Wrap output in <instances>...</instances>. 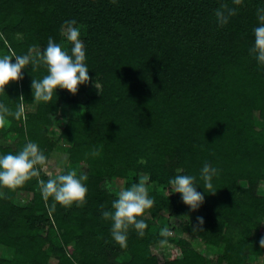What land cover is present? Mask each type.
<instances>
[{
    "label": "trees",
    "instance_id": "16d2710c",
    "mask_svg": "<svg viewBox=\"0 0 264 264\" xmlns=\"http://www.w3.org/2000/svg\"><path fill=\"white\" fill-rule=\"evenodd\" d=\"M221 3L0 0V55L31 54L35 47L42 52L49 36L70 50L61 28L75 20L90 77L75 94L57 87L51 102L37 101L31 83L47 67L29 64L0 93L13 113L28 107L19 117L5 116L0 153L33 141L47 156L36 165L38 175L15 189L0 186V245L11 250L0 264H51L53 258L56 264H264V67L249 53L261 0L233 5L238 13L223 27L214 15ZM90 84L100 92H88ZM74 103L80 115L66 113ZM61 117L67 121L59 135L69 143L63 149L50 134ZM206 161L219 169L211 181L215 192H204L200 169ZM45 165L86 176L85 203L45 199L40 181L51 178ZM142 172L155 202L138 217L146 222L144 235L130 225L121 247L111 236L112 220L102 216L118 198L106 181L123 178L127 188L142 182ZM177 174L197 177L205 197L198 209L180 193L166 192ZM19 191L32 192L31 202L16 203ZM164 211L183 231L221 246L217 260L184 239L174 240L181 252L176 256L157 248L169 240L154 226Z\"/></svg>",
    "mask_w": 264,
    "mask_h": 264
},
{
    "label": "clouds",
    "instance_id": "9594fccd",
    "mask_svg": "<svg viewBox=\"0 0 264 264\" xmlns=\"http://www.w3.org/2000/svg\"><path fill=\"white\" fill-rule=\"evenodd\" d=\"M113 2L115 3L116 0ZM242 3L243 0H231V3L228 0H222L220 6L214 9L216 23L221 27L227 25L238 13V8L233 5ZM256 15L260 23L253 28L254 40L249 53L256 59L259 66L264 67V0H261V5L256 9ZM64 25L66 27L62 26L61 32L66 41L70 42V50L49 36L46 47L38 56H32L30 52L14 56L0 55V93L5 92V85L10 80L21 78L22 69L29 64L33 70L41 63L47 67V74L40 79H33L31 83L33 96L37 101L51 102L57 87L68 89L75 94L78 86L90 79L89 67L86 63V46L81 38L80 27L75 20H66ZM9 114L19 117L22 109L18 108L13 113L7 104L0 102V125L5 123V116ZM97 151L98 149L94 150L93 155ZM46 161L47 156L33 141H28L18 152L0 153V186L15 189L31 176L38 175L39 169L36 165H43ZM146 162L145 158H140V163ZM218 173L217 167L207 161L204 162L200 169V176L205 181L204 192L217 190L211 181ZM86 178L83 175L77 176L76 170L70 169L47 181L41 180L42 195L45 199L52 196L54 200L66 206H71L74 202L77 206H81L85 203L88 192V187L83 182ZM169 185L170 192L180 193L182 201L192 210L198 209L204 201V193L197 190L200 184L195 175L177 174L169 179ZM205 187L211 191H205ZM154 202V198L149 195V190L143 182L133 183L119 192L118 198L112 201L111 209L102 212L104 218L112 220L111 236L121 247L127 246L130 225L137 230L139 236L144 235L146 222L138 217L146 209L151 208ZM197 219L202 225L204 218L200 216ZM161 234L168 235V229L162 228ZM260 243L264 245V238Z\"/></svg>",
    "mask_w": 264,
    "mask_h": 264
},
{
    "label": "rangeland",
    "instance_id": "374dc122",
    "mask_svg": "<svg viewBox=\"0 0 264 264\" xmlns=\"http://www.w3.org/2000/svg\"><path fill=\"white\" fill-rule=\"evenodd\" d=\"M40 52V47H35L32 49L31 55L35 56ZM88 92L91 94H97L100 92V86L97 84H90L88 87ZM79 104H70L69 109L66 111L67 114H70L71 116H77L80 115V110H77L79 108ZM33 107V106H32ZM23 112H26L28 110L27 105L25 104L23 107ZM67 119L64 117H61L58 119L55 124L50 129V134H52L53 137L58 139V147L59 148H66L69 144L66 140L61 139L60 137V131L62 127L65 125ZM43 170L47 173L48 176L54 177L60 173L63 172L62 168L54 167L50 165H45L43 167ZM140 179L144 184L147 186H152V184L148 181V175L144 172L139 173ZM107 188L112 191L113 193L119 194L121 190L124 189L125 180L123 178H112L108 179L106 181ZM159 191H162L160 188ZM4 190L0 189V197L2 196ZM167 193L172 194L173 192L166 191ZM259 192L264 193V180L260 182L259 184ZM14 201L18 204H27L31 202L32 200V192L29 191H19L17 195L13 198ZM155 228H159L160 232L162 228L168 229V236L169 240H164L166 243L158 244V247L160 250L161 248L166 250V256L167 254L170 256H176V254H180L179 247L176 246L174 243V240L177 239H184L185 241L191 242L192 246L196 248L201 253L206 254L211 260L215 261L217 260L220 253L223 251L222 247L213 246V245H207L205 244L201 238H198L195 235H192L190 233H187L183 231L180 227V221L176 216L170 215L169 211H164L162 215L160 216L159 220L155 223ZM260 231L264 233V221L261 224ZM162 251V250H161ZM11 250L5 246L0 245V256L10 255ZM126 258L129 257L128 254H125ZM123 256V257H125ZM254 256H251V259H253ZM264 261V257H263ZM51 264H56V259L51 260Z\"/></svg>",
    "mask_w": 264,
    "mask_h": 264
}]
</instances>
